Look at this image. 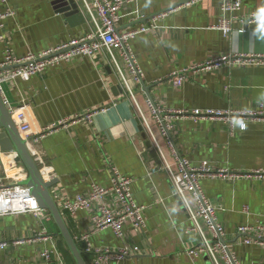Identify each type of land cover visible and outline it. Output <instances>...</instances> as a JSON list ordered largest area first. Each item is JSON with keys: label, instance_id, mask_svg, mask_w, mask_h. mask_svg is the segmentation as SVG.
<instances>
[{"label": "crops", "instance_id": "crops-1", "mask_svg": "<svg viewBox=\"0 0 264 264\" xmlns=\"http://www.w3.org/2000/svg\"><path fill=\"white\" fill-rule=\"evenodd\" d=\"M74 1L77 13L70 0H0V14L14 12L0 20V62L8 49L19 57L41 54L93 34L96 25L88 10L93 0ZM223 1L126 4L118 24L121 33L150 25L154 16L163 14L158 31L140 34L131 42L143 74L141 83L121 51H114V60L103 50L27 82L4 84L2 97L11 106L29 105L34 132L54 126L40 148L54 171L50 192L82 252L85 246L77 239L94 230L92 216L103 202L71 216L62 210L59 198L86 194L92 184L110 186L116 168L132 178V193L136 203L145 207L147 228L142 231L128 223L121 239L110 228L95 232L90 239L93 248L138 247L122 264H213L207 254L190 253L206 241L214 244L216 238L204 219L198 220L199 229L194 228L187 206L176 195L163 159L174 161L171 142L192 166L226 170L228 176L205 177L201 186L218 210L229 251L241 264H264V244H245L237 234L241 225L264 222V179L247 176L264 169V66L225 63L193 69L223 56L264 52V20H249L264 15V0H243L228 35L218 29ZM186 70L181 87L169 82L171 74ZM117 86L123 94L115 95ZM149 101L164 111L186 113L166 117L171 126L168 136L161 134ZM195 111L232 115L197 119L192 115ZM250 113L258 117L240 115ZM87 114H92L89 121L82 119ZM148 141L156 158L147 148ZM188 202L195 210L191 195ZM104 203L120 207L113 195ZM44 229L51 240L40 236ZM2 243L7 247L0 249V264H76L52 217L49 221L31 213L0 217ZM44 250L52 252L50 260L42 258ZM83 255L90 264L93 257ZM217 257L226 264L223 252Z\"/></svg>", "mask_w": 264, "mask_h": 264}, {"label": "built area", "instance_id": "built-area-1", "mask_svg": "<svg viewBox=\"0 0 264 264\" xmlns=\"http://www.w3.org/2000/svg\"><path fill=\"white\" fill-rule=\"evenodd\" d=\"M132 1L133 0H93L92 3L88 5V10L92 14V19L96 25V31L88 36L72 40L41 54L30 53L26 56L19 57L16 56L12 50H6L3 60L0 62V95L3 96V86L6 83L11 84L18 80L27 82L34 76L42 74L48 69L61 67L78 57H92L103 50H106L113 58L114 51H121L123 58L129 63L131 73L136 81L141 83L143 74L133 57L131 42L140 34L158 31L160 28L158 22L163 17V14L154 16L150 25H142L140 28L121 33L118 31L121 11L126 4ZM180 1L181 4L185 6L194 3L196 0ZM242 9L243 0H224L221 5V19L218 29L225 35L230 34L232 31V22L238 18L236 14L240 13ZM13 15V10H8L6 13L0 14V20ZM249 20L250 22L264 20V15L259 17L250 16ZM225 63L243 66H264V52L258 54L223 56L214 62H209L193 69H212ZM187 72V70L175 72L170 75L168 80L173 86L181 87L186 80ZM2 99L13 123L36 163L42 178L46 182L51 181L54 171L40 148V142L47 134L53 131L54 126L44 128L39 132H34L28 113L29 105L27 103H22L18 106H11L5 97H2ZM149 107L154 118L160 125L161 134L163 136H168L171 129V126L166 122L167 116L186 115L185 112L164 111L157 107L152 101H149ZM192 115L197 119H203L206 117H229V115L232 114L211 111L201 113L200 111H195ZM240 115L258 117V114L254 113ZM91 118L92 114H87L82 117V119L88 121L91 120ZM245 126L246 125L243 124V128ZM147 130H149L148 126ZM169 146L172 149L174 161L173 163H169L165 157H163L165 160L164 169L168 173L176 195L181 202L187 206L190 213V220L194 228L199 229L198 220L204 219L207 223V227L216 238L214 244L206 241L201 248L193 250L190 253L194 255L202 253L207 254L213 264H220L217 256L219 252H223L226 264H241L239 259L227 248L224 242L227 233L219 224L217 218L218 210L206 196L201 186V180L205 177H225L229 174L226 170H215L210 166L196 168L177 153L171 142H169ZM15 156L16 154L14 151L4 152L0 147V168L2 171L0 174V217L31 213L39 220L49 221L51 219L49 213L40 207L31 189L22 184V182L27 179L28 174L23 164L16 162ZM247 176H255L264 179V169L255 170ZM109 195L116 197L120 207L115 208L112 205L104 203L105 198ZM190 195L195 201V210L189 205L188 196ZM97 201L103 203L95 210L92 216L94 230L91 233L81 235L77 240L82 242L85 246L83 253L93 257L90 264H122V261L133 252H138L139 248H121L119 250L107 248L95 249L90 241L91 235L95 232L110 228L115 236L121 239L124 237V227L128 223H131L139 230L145 231L147 228L145 207L137 204L134 199L132 193V178L124 176L116 168H113V178L110 186L104 187L98 184H92L90 190L86 194L79 195L74 199L65 197L59 198L62 210L71 216L81 211L92 210ZM237 234L244 239L245 244H264V222L258 223L255 226L241 225L238 227ZM40 236L46 237V240H51L48 231L45 229ZM6 247L7 244H0V249ZM51 254L52 252L49 250H44L41 256L45 260H50Z\"/></svg>", "mask_w": 264, "mask_h": 264}, {"label": "water", "instance_id": "water-1", "mask_svg": "<svg viewBox=\"0 0 264 264\" xmlns=\"http://www.w3.org/2000/svg\"><path fill=\"white\" fill-rule=\"evenodd\" d=\"M74 13H77L78 6L74 0H70ZM146 86H143V90L148 92ZM118 92H117V91ZM115 95L123 94V90L120 86L114 90ZM0 147L4 152L14 151L16 156L15 160L18 163H22L27 171V179L22 182L23 185L28 186L33 195L36 197L40 207L51 215L53 221L58 229L60 236L66 244L69 252L71 253L76 264H87L84 258L82 250L79 248L75 238L70 232L68 225L55 203L53 196L50 192V188L54 185L53 181H44L39 169L34 162L24 140L21 138L15 124L13 123L11 116L3 102L2 96L0 95ZM144 138L147 139L146 134ZM147 148L150 150L151 155L156 158V150L153 149L152 143L147 142Z\"/></svg>", "mask_w": 264, "mask_h": 264}]
</instances>
